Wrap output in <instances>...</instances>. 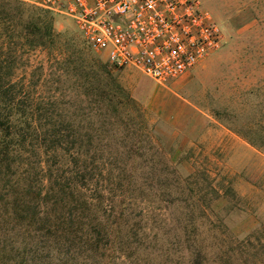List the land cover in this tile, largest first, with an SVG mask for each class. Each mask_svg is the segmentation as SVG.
I'll return each instance as SVG.
<instances>
[{"label": "trees", "instance_id": "1", "mask_svg": "<svg viewBox=\"0 0 264 264\" xmlns=\"http://www.w3.org/2000/svg\"><path fill=\"white\" fill-rule=\"evenodd\" d=\"M53 22L48 11L0 0V264H137L142 249H151L142 245L137 217L124 210L106 216L103 205L105 193L117 189L122 197L124 186L136 184L106 169L138 157L119 150L125 149L132 100L112 77L114 69L81 49L51 60L54 89L46 95L35 96L38 82L16 79L23 56L57 49ZM65 81L69 85L60 88ZM97 149L114 154L97 155ZM149 176L157 183L155 172ZM160 182L170 185L164 176ZM172 182L178 197L191 200L183 180ZM145 194L130 191L150 200ZM199 216L178 219L173 261L164 264H264V245L255 234L229 241L211 224L209 237L200 239L196 233L207 217Z\"/></svg>", "mask_w": 264, "mask_h": 264}, {"label": "rangeland", "instance_id": "2", "mask_svg": "<svg viewBox=\"0 0 264 264\" xmlns=\"http://www.w3.org/2000/svg\"><path fill=\"white\" fill-rule=\"evenodd\" d=\"M198 1L223 29L225 42L219 51L165 83L134 69L110 70L132 100L123 121L125 149L115 147L138 157L127 165L107 166L136 184L124 186L122 197L117 189L105 193L103 205L106 216L124 210L127 217H137L134 225L142 227V245L151 247L142 249L137 264L173 261L178 219L203 213L207 219L197 230L200 239L208 238V225H214L224 239L241 242L255 234L264 245V0ZM53 28L60 36L57 49L37 48L16 69V79L38 82L35 96L54 89L49 65L55 57L69 59L71 52L83 49L105 63L103 55L84 44L71 20L54 16ZM68 85L65 81L60 88ZM107 153L114 151H95ZM152 172L157 183L149 176ZM163 176L168 188L160 182ZM147 177L148 187H143ZM175 177L184 181L191 200L177 196ZM138 188L150 200L131 197L130 191ZM151 191L158 192L153 197ZM248 256L242 258L250 260Z\"/></svg>", "mask_w": 264, "mask_h": 264}, {"label": "built area", "instance_id": "3", "mask_svg": "<svg viewBox=\"0 0 264 264\" xmlns=\"http://www.w3.org/2000/svg\"><path fill=\"white\" fill-rule=\"evenodd\" d=\"M71 20L84 44L115 70L178 79L219 51L222 27L198 0H12Z\"/></svg>", "mask_w": 264, "mask_h": 264}]
</instances>
